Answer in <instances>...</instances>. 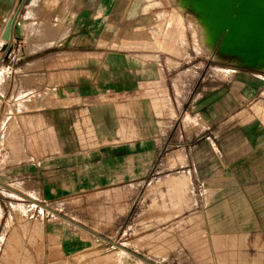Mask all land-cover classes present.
<instances>
[{
    "label": "rangeland",
    "instance_id": "374dc122",
    "mask_svg": "<svg viewBox=\"0 0 264 264\" xmlns=\"http://www.w3.org/2000/svg\"><path fill=\"white\" fill-rule=\"evenodd\" d=\"M6 1L0 5V31L6 22L2 15L10 19L19 5V0ZM38 1L37 14L29 13L32 0H27L18 15V22L28 14L38 23L24 25L25 39L47 35L60 45L76 28L78 35L58 48L83 50L89 63L117 53L162 66L172 83L170 94L175 93L171 98L183 88L178 122L186 140L211 136L217 155L199 142L178 152L171 145L178 139L174 133L168 147L99 148L86 128L76 134L86 144L67 149L85 164L50 169L42 163L39 173L34 159L41 154L44 160L48 148L36 146L38 119L15 115V105L8 103L16 100H6L5 94L0 97V264H47L46 228L50 220L61 219L57 215L112 242L109 249L93 248L90 256L115 263L129 251L136 264H264V151L254 150L244 160L238 149L242 128L231 129L247 124L264 131V67H246L221 55L220 41L213 46L184 0ZM80 9L89 12L88 29L74 26ZM10 76L0 67L1 94ZM154 103L158 111L159 102ZM30 107L22 102L17 109ZM205 118L217 119L209 131ZM50 137L64 138L61 132H42V143ZM17 162L22 163L12 165Z\"/></svg>",
    "mask_w": 264,
    "mask_h": 264
},
{
    "label": "crops",
    "instance_id": "0c3cea01",
    "mask_svg": "<svg viewBox=\"0 0 264 264\" xmlns=\"http://www.w3.org/2000/svg\"><path fill=\"white\" fill-rule=\"evenodd\" d=\"M6 15L2 16L7 21L9 17ZM89 18V12L80 9L74 26L77 25V28L82 30L83 25H86L88 29L85 21ZM22 19V22H19L21 36L13 39L6 52L0 53L4 55L0 67L11 72L8 79L9 87L6 89L5 85L3 86L0 97L3 99L6 94V100H16L15 103H8L10 106L15 105L13 108L15 115L29 114L38 119V126L34 129V133H39L36 146L39 149L48 148V156L44 160H41V154L38 159L35 157L36 162L34 159L39 173L42 171V163L49 164L50 169L52 164H85L86 161H81L82 157L71 155L72 152H68L67 149L74 147L81 149L86 144L83 136L76 135L77 129L83 134L86 133V128L94 132L99 148L110 146L119 151L125 147L130 150L137 147L155 149L168 147L170 134H176L178 139L171 145H174L178 152L186 153L188 143L199 142L217 155L214 151L217 146L211 136L206 138L200 133L186 140L184 124L178 122L181 114L178 101L183 94V88L176 99L171 98L175 93L170 94L172 83L164 74L162 66L159 69L154 63H146L117 53L103 60L97 59L95 63H89L88 57H83V50L58 48L67 42L69 36L78 35V29L72 28L64 43L57 45V39L47 35L40 40L25 39L27 31L24 25L37 22H34L36 17L31 18L28 14ZM71 40L72 38L70 42ZM20 41L23 43H19ZM19 50L25 53L21 58L14 55ZM155 101L159 102L158 111L153 107ZM168 101L171 103L173 117L169 116ZM22 102L31 107L17 109L18 104ZM84 117L87 124L84 123ZM205 121L204 130L209 131L217 119L205 118ZM237 126L242 128V141L240 140L241 145L238 148L240 157L247 160L255 154L254 150L264 151V131L247 124H236L231 129ZM42 132L49 135L61 132L64 138L53 140L50 137L48 141L43 139L42 143ZM58 146L63 149L62 154L52 151ZM21 163L12 165L17 166ZM57 216L61 219L50 220L46 228L47 264H136L131 259L132 253L129 251L122 253L119 258L121 260L116 263L95 255L90 256L93 248L105 244L110 245L106 248L109 249L113 243L104 241L73 220L71 222L61 215Z\"/></svg>",
    "mask_w": 264,
    "mask_h": 264
},
{
    "label": "bare ground",
    "instance_id": "6f19581e",
    "mask_svg": "<svg viewBox=\"0 0 264 264\" xmlns=\"http://www.w3.org/2000/svg\"><path fill=\"white\" fill-rule=\"evenodd\" d=\"M198 15L207 29L213 46L225 31L218 52L221 55L237 58L244 66L250 68L264 67V48L262 41L252 35H262L253 25L250 15L240 8L237 18L229 21L237 0H185ZM42 2V0H41ZM40 1L32 0L28 7L31 15L38 13ZM248 28V30H245ZM4 44L0 41V47Z\"/></svg>",
    "mask_w": 264,
    "mask_h": 264
},
{
    "label": "water",
    "instance_id": "95a60500",
    "mask_svg": "<svg viewBox=\"0 0 264 264\" xmlns=\"http://www.w3.org/2000/svg\"><path fill=\"white\" fill-rule=\"evenodd\" d=\"M26 1L27 0H19V5L17 7V10L14 16H12L9 20H7L5 24L3 25L1 33H0V39L1 41L4 42V44L2 45V47H0V53L6 52L10 48L13 42V39L16 40L17 37L21 36V33H20L21 28H20L19 22L17 21V18H18V15L20 13V10L23 4ZM2 2L3 0H0V5ZM13 2L14 0H7L6 4L12 5ZM241 7L242 8L244 7L245 13L247 15H250L253 21V25L254 27H256L257 31H259L262 35H264V0H237L235 8L229 19L230 22L237 18V13ZM245 30H248V28H245ZM252 37H255L256 39L262 41L261 48H264V36H259L255 34V35H252ZM224 38H225V31L224 33H222V36L219 38L220 45ZM3 57L4 55H1L0 62L2 61ZM67 220L73 222L71 219L67 218Z\"/></svg>",
    "mask_w": 264,
    "mask_h": 264
},
{
    "label": "built area",
    "instance_id": "2783aa9c",
    "mask_svg": "<svg viewBox=\"0 0 264 264\" xmlns=\"http://www.w3.org/2000/svg\"><path fill=\"white\" fill-rule=\"evenodd\" d=\"M1 55V54H0Z\"/></svg>",
    "mask_w": 264,
    "mask_h": 264
}]
</instances>
